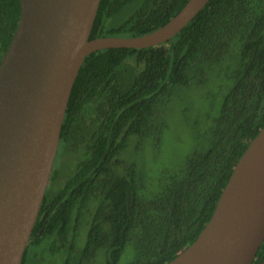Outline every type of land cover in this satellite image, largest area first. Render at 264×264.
Wrapping results in <instances>:
<instances>
[{"label": "trees", "instance_id": "1", "mask_svg": "<svg viewBox=\"0 0 264 264\" xmlns=\"http://www.w3.org/2000/svg\"><path fill=\"white\" fill-rule=\"evenodd\" d=\"M186 2L100 0L89 39L147 34ZM19 10V0H0V59ZM223 64L220 77L230 84L208 119L204 147L191 151L158 191H148L143 172L120 155L131 139L137 148L146 139L159 143L176 91L204 83L208 70ZM263 126L264 0H209L165 43L89 54L73 83L58 144L82 147L84 157L55 192L46 188L21 264L30 245L45 241L51 253H64L61 264H119L130 252L126 264H166L208 222ZM56 177L53 168L49 181ZM263 260L264 241L252 264Z\"/></svg>", "mask_w": 264, "mask_h": 264}, {"label": "water", "instance_id": "2", "mask_svg": "<svg viewBox=\"0 0 264 264\" xmlns=\"http://www.w3.org/2000/svg\"><path fill=\"white\" fill-rule=\"evenodd\" d=\"M208 1L187 0L147 34L89 39L100 0H19L17 25L0 59V264L22 262L85 57L165 43ZM263 241L264 126L237 160L196 239L166 264H252Z\"/></svg>", "mask_w": 264, "mask_h": 264}, {"label": "rangeland", "instance_id": "3", "mask_svg": "<svg viewBox=\"0 0 264 264\" xmlns=\"http://www.w3.org/2000/svg\"><path fill=\"white\" fill-rule=\"evenodd\" d=\"M127 13L125 10L122 15ZM225 64L223 67L212 66L204 83L180 87L176 91L164 111L166 127L159 143L146 139L137 148V140L131 139L120 155L125 165L134 163L143 172L148 191L159 190L170 174L181 169L191 151L204 147L205 129L210 124L208 119L217 114L222 95L230 84L220 77L221 72L225 73ZM57 150L52 167L57 175L56 182L49 181L47 186L51 192L63 184L84 157L82 147H60ZM82 232L85 233V228ZM132 255V252L124 254L119 264H126ZM63 256V252L51 253L49 243L45 241L28 247L24 264H61Z\"/></svg>", "mask_w": 264, "mask_h": 264}]
</instances>
